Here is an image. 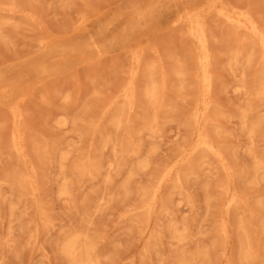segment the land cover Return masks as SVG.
Here are the masks:
<instances>
[{"label":"rangeland","instance_id":"rangeland-1","mask_svg":"<svg viewBox=\"0 0 264 264\" xmlns=\"http://www.w3.org/2000/svg\"><path fill=\"white\" fill-rule=\"evenodd\" d=\"M205 1L0 0V176L4 174V178L0 177V264H66L60 244L72 234L82 235L92 244L98 264H174L180 253L188 256L197 252L208 254L201 264H240V219L251 222L248 231L259 255L258 264H264V210L257 205V200H264V184L251 187L246 182L252 172L249 152L264 156V123L250 144L240 120L241 114L252 108L247 123L264 122V99L260 102L256 97L264 62L260 48L255 47H259L258 41L240 29L235 20L229 21L220 14L227 13L236 20L238 14H248L263 33L264 0H218L210 11L204 6ZM189 5L204 16L206 34L209 39L214 37L209 40V47L216 44L210 50L213 56L215 53L214 60L211 58V66L213 61L215 65L213 84L218 86L213 85L211 113H207L211 121L204 127L211 143L216 148L220 146L218 149L226 156L225 165L231 176L229 189L240 198L228 214L220 188L225 185V171L206 152L193 150L197 128L201 126L194 119L198 111V56L187 27L171 25L176 14ZM240 35L246 37L239 39ZM220 42L224 46H218ZM183 44L187 45L186 50ZM241 45L251 55V61L247 63L244 56L245 62L240 60L236 66L230 59L231 52L233 46ZM180 48L184 50L181 53ZM177 50L182 55L177 56ZM136 53L140 65L135 63ZM178 64L186 67L179 70L188 69L185 71L192 75L183 72L182 78L177 77L176 69L184 67ZM163 70L167 72L166 85L170 90L164 86L169 93L164 92L165 99L155 110L144 91L148 78L155 80L160 74L165 75ZM133 71L138 73L136 82L140 80L142 86H136L139 103L136 99L134 109L127 111L123 96ZM120 84L125 86L118 88ZM104 103L109 105L104 108ZM15 106L23 124L22 134L26 133V144L24 135L22 142L24 159L14 149ZM119 112L121 121L125 120L122 131L109 125ZM154 115L156 121L149 131L144 121ZM129 135L133 146H139L137 155L124 146ZM88 160L98 163V173L77 177L74 166ZM141 161L148 162L147 166L139 167ZM202 161L206 164H200ZM29 163L35 164L34 169ZM169 168L172 178L179 174L180 185L170 181L156 192L159 177ZM64 180L70 184L66 197L59 195ZM125 184L126 192L122 190ZM147 205L151 206L149 216L144 208ZM223 223L227 240L220 233ZM172 224L177 229L186 228L182 243L172 239Z\"/></svg>","mask_w":264,"mask_h":264},{"label":"bare ground","instance_id":"bare-ground-1","mask_svg":"<svg viewBox=\"0 0 264 264\" xmlns=\"http://www.w3.org/2000/svg\"><path fill=\"white\" fill-rule=\"evenodd\" d=\"M5 1V0H4ZM217 1L218 0H207V1H205V3H204V6L207 8V10L208 11H210L211 9H213V7L215 6V4L217 3ZM1 3V2H0ZM6 3V2H5ZM10 4V3H9ZM3 5H5V6H7L6 4H4V2H3ZM229 5V4H228ZM2 6V5H1ZM12 6V4L9 6V7H11ZM231 6V5H230ZM8 7V6H7ZM14 7H15V3H14ZM232 7V6H231ZM16 8V7H15ZM8 9V8H7ZM89 9V8H88ZM15 10V9H14ZM87 10V9H86ZM91 10V9H90ZM89 10V11H90ZM220 10H221V8H220ZM99 11V10H98ZM236 11V10H235ZM242 11V10H241ZM245 11H248V10H245ZM5 12V11H4ZM97 12V11H96ZM214 12H216V11H214ZM84 13V12H83ZM95 13V12H94ZM93 13V14H94ZM92 14V15H93ZM213 14H217V13H213ZM213 14H210V17H211V15H213ZM222 16H224L223 18H225V19H227V20H229V21H236V23H237V25L240 27V29L241 28H243V29H245L246 31H248L257 41H258V45H259V47L256 45H253V46H255V47H257V48H260V51H261V57H262V59H263V62H264V32L262 33V31H259V29L257 28V26H256V24H255V22L253 21V19L248 15V14H238L237 15V20L235 19V18H233V17H230L229 15H227V13H223V12H221L220 13ZM84 15V14H83ZM83 15H81V16H83ZM89 15H91V14H89ZM97 15V14H96ZM204 15V14H203ZM85 16V15H84ZM84 16H83V18H84ZM203 18H204V16L202 17L201 16V11L200 10H194V8L192 7V6H187V7H185V8H183V9H181L177 14H176V16L173 18V20H172V22H171V25L174 27V28H176V26L177 25H185L186 27H187V30L186 31H188L187 32V34L189 35V37L193 40V42L195 43V45H196V52H197V56H198V62H197V66H198V69H199V73H198V75H197V77H195V78H197V86H198V89H199V94H198V99H197V106H198V111L195 113V115H194V119H195V121H197V123H201V126H199V128H197L198 130H197V133H196V138H195V144H194V147H193V150L194 149H200V150H202V151H204V152H206L207 154H208V156H210L211 158H213L215 161H217V163L222 167V169L225 171V173H226V180H225V182H224V184L225 185H221L220 186V188L222 189V193H223V199H222V203L224 204V209H225V213H227L228 214V211L231 209V208H233V207H236L237 205H238V203H239V196L238 195H236V193H234V192H232L230 189H229V182H230V178H231V176H230V174H229V168H227L226 167V165H225V157H224V155L222 154V152L218 149L219 147H215L212 143H211V141H210V139H209V136H208V134H207V132H206V130H205V127H204V124H206L207 125V123L206 122H208V120H210L211 118H208V116L207 115H209L210 116V113H211V111L209 110L210 109V105L212 104L211 103V98L213 97H211V93H213L212 91H214L213 90V85H216L217 83H214L213 84V75H212V71H213V69H214V66L215 65H213L214 64V61H213V64H212V66H211V58L213 59L214 57H215V53H214V56L212 55V53H211V50H210V48H212V47H209V40H212L213 41V39H214V37H213V32L211 31L210 33L212 34V37H213V39H209L210 37L209 36H207L208 35V33L206 34V31H205V26H204V23H203ZM81 19H82V17H81ZM128 19V18H127ZM80 20V19H79ZM83 20V19H82ZM81 21V20H80ZM225 22H227V21H225ZM209 24V23H208ZM1 25V24H0ZM176 25V26H175ZM228 25V24H227ZM229 26V25H228ZM232 26V25H231ZM238 26H237V29H238ZM178 27V26H177ZM182 27V26H181ZM259 27V26H258ZM71 28H73V27H71ZM236 28V27H235ZM234 28V29H235ZM228 30H230L229 28H227ZM237 29H235L236 30V32H238L237 31ZM182 30H183V28H182ZM185 30V29H184ZM235 30H233V31H235ZM261 30V29H260ZM172 31V30H171ZM185 31V32H186ZM210 31V30H209ZM264 31V30H263ZM184 33V32H183ZM209 33V34H210ZM221 33H222V31H221ZM220 33V35H222ZM244 33V32H243ZM242 33V34H243ZM2 34V33H1ZM245 34V33H244ZM226 35H228V34H226ZM235 35V34H234ZM229 36V35H228ZM144 37V36H143ZM143 37H141L142 39H143ZM183 37V36H182ZM188 37V36H187ZM209 37V38H208ZM234 37H237V35L236 36H234ZM245 38L246 36H241L240 35V37H239V39L240 38ZM140 38V39H141ZM145 38H146V36H145ZM189 38V39H190ZM223 38V37H222ZM226 38H228V37H226ZM230 38V37H229ZM250 40L252 39V38H250V37H248ZM248 38H246V40H248L249 41V39ZM140 39L138 38V40L140 41ZM182 39V38H181ZM215 39H216V37H215ZM232 39H234L233 38V36H232ZM232 39H231V43L232 42H234V41H239L237 38L236 39H234V41H232ZM243 39H242V41H243ZM137 40V39H136ZM138 40H137V44H138ZM183 40H184V37H183ZM182 40V41H183ZM223 40H225V39H223ZM39 41V40H38ZM37 41V42H38ZM46 41V40H45ZM181 41V42H182ZM211 41V42H212ZM216 41H218V40H216ZM216 41H215V43H216ZM236 41V42H237ZM242 41H241V43H242ZM41 41H39V43H40ZM180 42V43H181ZM186 42H188V39H187V41ZM223 42V41H222ZM222 42H220L219 44H218V46L219 45H223V44H221ZM247 42V41H246ZM250 42V41H249ZM38 43V44H39ZM134 43H136L135 41H134ZM225 43V42H224ZM229 43V42H228ZM228 43H227V46L226 47H228L229 45H228ZM244 43V42H243ZM242 43V44H243ZM248 43V42H247ZM255 43V42H254ZM136 44V45H137ZM182 44V43H181ZM181 44H179L178 43V45H180L181 46ZM234 45H235V43H233ZM237 44H239L240 45V41H239V43H237ZM245 44V43H244ZM249 44V43H248ZM251 44H253V43H251ZM147 45V44H146ZM172 45H174V44H170V46H172ZM176 46L177 48L178 47H180V46ZM184 45V44H183ZM182 45V46H183ZM210 45H212V44H210ZM39 46V45H38ZM175 46V45H174ZM187 46V45H186ZM185 45L183 46V47H185L184 49L186 50V47ZM215 46H216V44H215ZM215 46H214V48H215ZM224 46V45H223ZM244 46V45H243ZM249 46H250V44H249ZM248 46V47H249ZM40 47V46H39ZM139 47H141V46H139ZM139 47H137V49H135V50H137L138 51V49H139ZM152 47H154V46H152ZM175 47V48H176ZM231 47V46H230ZM234 47V49L232 50V52H231V54H232V56H231V60L233 61V63H234V65H236V64H240V63H238V62H240V60H242L243 61V59H244V56H247L244 60H246L247 61V63H249L251 60H250V57H251V55L249 54V53H246V52H248V51H246V50H244L243 49V47H242V45L241 46H237V47H235V46H233ZM244 47H246V46H244ZM247 47V48H248ZM251 47V46H250ZM149 48H151V47H149ZM174 48V47H173ZM191 48V47H190ZM219 48V47H218ZM218 48H216V50L218 49ZM225 48V47H224ZM223 48V49H224ZM246 48V49H247ZM252 48V47H251ZM256 48V49H257ZM152 49V48H151ZM167 49H169V48H167ZM179 49V48H178ZM181 50H180V53L182 52V51H184V50H182V48H180ZM213 49V48H212ZM227 49V48H226ZM155 50H156V48H155ZM253 50H255L254 49V47H253ZM169 51H172V50H169ZM168 51V52H169ZM189 51V50H188ZM230 51V50H229ZM259 51V50H258ZM257 51V52H258ZM134 52V51H133ZM136 52V51H135ZM134 52V53H135ZM154 52V51H153ZM165 52H166V50H165ZM168 52H167V54H164V55H168ZM173 52H176V51H174V49H173ZM172 52V53H173ZM213 52V51H212ZM220 52V51H219ZM132 53V52H131ZM130 53V54H131ZM149 53H151V52H149ZM179 53V54H180ZM230 53V52H229ZM179 54H178V50H177V56H179ZM183 54H184V52H183ZM186 54V53H185ZM144 55V54H143ZM180 55H182V54H180ZM188 55H189V53H188ZM218 55H219V53H218ZM256 55V54H255ZM254 55V56H255ZM131 56H132V54H131ZM141 56V55H140ZM151 56H153L154 57V55H151ZM160 56V55H159ZM171 56V55H170ZM194 56V55H193ZM224 56V55H223ZM223 56L222 57H220V58H223ZM229 56V55H228ZM227 56V57H228ZM258 56V55H257ZM134 57H135V63L136 64H139V60H140V57H139V55L136 53L135 55H134ZM174 57V56H173ZM182 57V56H181ZM185 57L187 58L188 56L187 55H185ZM175 58V57H174ZM173 58V60H175L176 61V59H174ZM229 58V57H228ZM255 59L256 58H258V57H254ZM130 59H131V57H130ZM159 59V58H158ZM166 59V58H165ZM184 59V58H183ZM187 59H189V57L187 58ZM216 59V58H215ZM224 59V58H223ZM252 59V58H251ZM255 59H253V60H255ZM164 59L162 58V61H163ZM167 60V59H166ZM180 60H182V59H180ZM214 60V59H213ZM219 60V59H218ZM226 60V59H225ZM258 60V59H257ZM130 61H132V60H130ZM141 61H142V59H141ZM160 61H161V59H160ZM171 61H172V59H171ZM178 61V63L180 62L179 60H177ZM176 61V62H177ZM192 61V60H191ZM152 63H153V61H151ZM151 62H150V64H151ZM164 63L165 62H167V61H163ZM215 62H217V61H215ZM219 62V61H218ZM231 62V61H230ZM245 61H243V63H244ZM131 64H132V62H130ZM142 63V62H141ZM157 63V62H156ZM186 63V62H185ZM191 63H193V62H191ZM242 63V64H243ZM255 63H256V61H255ZM136 64H135V67H136ZM154 64H155V62H154ZM187 64V63H186ZM194 64V63H193ZM216 64V63H215ZM218 64V63H217ZM242 64H241V66H242ZM140 65V64H139ZM142 65H144V64H142ZM141 65V66H142ZM147 65H148V63H147ZM159 64H157L156 66H158ZM169 65H171V62H169L168 64H167V66H169ZM176 65V64H175ZM175 65H172V66H175ZM179 65V64H178ZM181 65H183V64H181ZM181 65H179V66H181ZM189 65V64H188ZM187 65V68H189L190 66H188ZM191 65V64H190ZM196 65V64H195ZM194 65V66H195ZM252 65H254V62H253V64ZM131 67H132V65H130ZM140 66V67H141ZM163 66H165V65H163ZM163 66H161V67H163ZM178 66V67H179ZM184 66V65H183ZM196 66V67H197ZM237 66V65H236ZM261 66V65H260ZM137 67H139L138 65H137ZM170 67V68H169ZM169 67H166V69L167 68H169V69H171V66H169ZM176 68H177V66H175ZM193 67V66H192ZM231 67V66H230ZM254 67V66H253ZM182 68H186L185 66L184 67H180V68H177L176 69V73H175V75L177 76V77H180V78H182L183 77V72H186V71H188V69L185 71H181V70H179V69H182ZM191 68V67H190ZM213 68V69H212ZM252 68V67H251ZM257 68V67H256ZM155 69H156V67H155ZM157 69H160V67H157ZM163 69H165V68H163ZM193 69V68H192ZM237 69V68H236ZM249 69V68H248ZM132 70V69H131ZM136 70H137V68H136ZM138 70H139V68H138ZM153 70H154V68H153ZM153 70H151V71H153ZM162 70V69H161ZM174 70V69H173ZM194 70V69H193ZM196 70V69H195ZM128 71H130V69L128 70ZM144 71H146L145 69H144ZM159 71L160 70H158V73H159ZM164 71V70H163ZM166 71V70H165ZM164 71V72H165ZM168 71V70H167ZM246 71V70H245ZM244 71V74H246V72ZM259 71V70H258ZM143 72V71H142ZM168 72H171L170 70L168 71ZM213 72H215V71H213ZM241 72V71H240ZM137 73V72H136ZM167 72H165V75H163V74H160L161 75V77L159 76V78H158V81L156 80H154L153 79V77L152 76H150L149 78H148V81H147V86H146V88H145V91H144V95H145V97L146 98H148L149 100H151V106L156 110V108L159 106L160 107V101L161 100H163V99H165V98H163V94H164V92H165V88H164V86H167L166 85V74ZM190 72H186V74L188 75ZM192 73H193V71H192ZM127 74H128V72H127ZM126 74V75H127ZM143 74V73H142ZM141 74V75H142ZM156 74V73H155ZM171 73H169V75H170ZM185 74V75H186ZM191 74V73H190ZM214 74V73H213ZM137 75H138V73H137ZM136 74H135V71H133V73H131V75H130V78H129V83H127V85H128V88L125 90V93H124V106H123V108H124V110H127V111H131L132 110V108L134 109V105H136L135 104V101H137L138 100V103H139V99H137L138 97H137V94H138V88L136 89V86L140 83V85H141V81L139 82V81H137L136 82V76H137ZM192 75V74H191ZM216 75V74H215ZM143 76V75H142ZM144 76H145V74H144ZM158 76V75H157ZM170 76H172V74L170 75ZM190 76V75H189ZM188 76V77H189ZM217 76V75H216ZM126 78L128 77V75L127 76H125ZM185 77V76H184ZM187 77V76H186ZM246 77V76H245ZM261 77H262V80H261V84L259 85V87L256 89V97L260 100V102L262 101V99H264V69H263V71H262V74H261ZM126 78H124L123 80H125ZM194 78V77H193ZM218 78V77H217ZM141 79H143V77H141ZM160 79V80H159ZM168 79V78H167ZM170 79V78H169ZM169 79H168V81H169ZM254 79H255V77H254ZM253 79V80H254ZM145 80H147V79H145ZM184 80H186L185 78H184ZM217 80V79H216ZM125 81H127V80H125ZM125 81H124V83H125ZM171 81V80H170ZM214 81H215V79H214ZM143 82V81H142ZM174 82V84L176 83V85H177V81L175 82V81H173ZM179 82H180V80H179ZM184 82V81H183ZM186 82H189L188 80L186 81ZM216 82V81H215ZM123 83V82H122ZM123 83V84H124ZM138 83V84H137ZM172 83V82H171ZM223 83V82H222ZM221 83V84H222ZM144 84V83H143ZM174 84H172V85H174ZM140 85H138L139 86V88L142 86H140ZM175 85V86H176ZM182 85V84H181ZM220 85V84H219ZM253 85V84H252ZM121 86H123L122 84H120L119 85V87L118 88H120ZM125 86V85H124ZM123 86V87H124ZM170 86H171V84H170ZM216 86H218V85H216ZM254 86V85H253ZM174 87V86H173ZM178 88V86L176 87V89ZM185 88V87H184ZM253 88V87H252ZM256 88V87H255ZM122 89V88H121ZM167 89H169L170 90V88H169V85L167 86ZM167 89H166V91H167ZM181 89H183V88H181ZM180 89V90H181ZM215 89V88H214ZM137 90V91H136ZM140 90V89H139ZM175 90V89H174ZM174 90H172V91H174ZM185 90V89H184ZM183 90V91H184ZM188 90V89H187ZM117 91H120L119 89L117 90ZM168 93H169V91H167ZM167 92H165V93H167ZM175 92V91H174ZM187 92V91H186ZM190 92H192V91H190ZM119 93V92H118ZM118 93H117V95H118ZM173 93V92H172ZM174 94V93H173ZM172 94V95H173ZM166 95H169V94H165V96ZM191 95V94H190ZM116 96V95H115ZM139 97H140V95H138ZM170 96H171V94H170ZM120 97H122V95L120 96ZM168 97V96H167ZM166 97V98H167ZM190 97V96H189ZM192 97V96H191ZM169 98V97H168ZM171 98V97H170ZM112 99H114V97L112 98ZM137 99V100H136ZM141 99V98H140ZM21 100V99H20ZM169 100H171V99H169ZM173 100V99H172ZM110 101V100H109ZM109 101H107L108 103H110ZM167 101V100H166ZM166 101L164 102V104L166 103ZM213 101V100H212ZM119 102V101H118ZM142 102V101H141ZM169 102V101H168ZM120 103V102H119ZM143 103H145V102H143ZM16 104H17V102H16ZM111 104V103H110ZM116 104V103H115ZM140 104H142V103H140ZM139 104V105H140ZM149 104H150V102H149ZM105 105L107 106V105H109V104H103V106L102 107H104L105 108ZM113 105V104H112ZM216 105V103H214V107H217V106H215ZM146 106V105H145ZM164 106V105H163ZM162 106V107H163ZM250 106V105H249ZM168 107V106H167ZM192 107V106H191ZM112 108V107H111ZM110 108V109H111ZM152 108V109H153ZM100 110V109H99ZM137 110V109H136ZM123 111V110H122ZM147 111V110H146ZM208 111H210V113L209 114H207L208 113ZM220 111V110H219ZM221 111H223V110H221ZM251 111H252V108L251 109H249V110H247L246 112H244V113H242L241 114V117H240V120H241V123H242V128H243V130H244V133H245V135H246V137H247V140L249 141V143L250 144H252L253 142H254V140H255V137H256V135L258 134V132H259V128L261 127V125L264 123L263 122V120H258L256 123H254V124H251L250 125V123L248 124L247 123V117H248V115H249V113H251ZM102 112V110H100V113ZM111 111H109V113H110ZM133 112V111H132ZM179 112V111H178ZM99 113V114H100ZM137 113V112H136ZM139 113V112H138ZM137 113V114H138ZM151 113V112H150ZM140 114V113H139ZM138 114V115H139ZM154 114V113H153ZM158 114V113H157ZM108 114H106V116H107ZM110 115V114H109ZM112 115V114H111ZM114 115V114H113ZM121 115H122V112H119V113H117L116 115H114L113 117H112V119L110 120L109 118V120H110V122H109V125L113 128V129H115V130H119V129H121L122 127H123V125L125 124V120H123V118H122V120H123V122H124V124H123V122L121 121ZM142 115V114H141ZM161 115H162V113H161ZM254 115V114H253ZM12 119H13V122H14V127H13V129H15V131H16V135H15V141H14V149H15V151L18 153V156H20L21 157V159L23 158H25L26 156H25V153H24V146H23V135L25 136L26 135V133L25 134H22V129H21V125L23 126V124H21V122H20V113H19V111H18V109H17V107L15 106V108H14V110L12 111ZM100 116V115H99ZM190 116V115H189ZM193 116V115H192ZM251 116V115H250ZM96 117H98V115L96 116ZM156 117H157V115H154L153 117H152V119L151 120H148V121H144V127L146 128V129H148L149 131H152V129H151V126H152V124L156 121ZM158 117H160V116H158ZM211 117V116H210ZM249 118V117H248ZM98 119V118H97ZM107 119V118H106ZM252 119V118H251ZM99 120H100V118H99ZM103 120H104V118H103ZM103 120H101V122L103 121ZM129 120V119H128ZM98 121V120H97ZM211 121V120H210ZM219 121V120H218ZM108 122V121H107ZM129 122V121H128ZM158 122V121H157ZM96 123V122H95ZM103 124L105 123V122H102ZM132 123V122H131ZM102 124V125H103ZM134 124V123H133ZM138 124V123H137ZM209 124V123H208ZM218 124V123H217ZM222 124V123H221ZM100 125V124H99ZM128 125V124H127ZM135 125V124H134ZM12 126H13V124H12ZM129 126V125H128ZM94 126H92V128H93ZM221 127H222V125H221ZM208 128V127H207ZM206 128V129H207ZM224 128V127H223ZM10 129H12L11 127H10ZM100 129V128H99ZM102 129H103V127H102ZM106 129V128H105ZM112 129V130H113ZM106 130H108V129H106ZM208 130V129H207ZM98 131V130H97ZM121 131H122V129H121ZM120 131V132H121ZM124 131V130H123ZM24 132V131H23ZM89 132H90V130H89ZM101 132V131H100ZM106 132V131H105ZM84 133V132H83ZM123 133V132H122ZM126 133H127V131H126ZM189 133H191V132H189ZM11 134V133H10ZM85 134V133H84ZM86 134H89L88 132H86ZM124 134V133H123ZM97 135V134H96ZM116 135V134H115ZM119 135V134H118ZM88 136H91V134L90 135H88ZM87 136V137H88ZM104 136H105V134H104ZM120 136V135H119ZM124 136V135H123ZM92 137H93V135H92ZM223 137V136H222ZM222 137H220V138H222ZM25 138V143L24 144H26V141H27V139H26V136L24 137ZM82 138H84V137H82ZM91 138V137H90ZM105 138V137H104ZM103 138V139H104ZM123 138V137H122ZM131 135H129L128 137H127V143L124 145L126 148H128L129 149V151L131 152V153H133L134 155H137L138 154V147L137 146H133V144L131 143ZM212 139H213V137H211ZM93 139H95L96 140V138L94 137ZM92 139V140H93ZM83 140V139H82ZM98 140V139H97ZM96 140V141H97ZM104 140H106V139H104ZM121 140V139H120ZM119 140V141H120ZM187 140H188V138H187ZM223 140V139H222ZM11 141V140H10ZM56 140H52V142H55ZM96 141H94V142H96ZM100 141H102L101 140V138H100ZM37 142V141H36ZM41 142V141H40ZM40 142H39V144H40ZM121 142V141H120ZM120 142H118V143H120ZM244 142V141H243ZM262 142V141H261ZM56 143V142H55ZM54 143V144H55ZM98 143V142H97ZM217 143V142H216ZM222 143V142H221ZM246 143V142H245ZM53 143H52V145H54ZM59 144V143H58ZM114 144V143H113ZM116 144H117V142H116ZM122 144V143H121ZM120 144V145H121ZM191 144V143H190ZM52 145H51V147H52ZM62 145V144H61ZM92 145V144H91ZM118 145V144H117ZM116 145V146H117ZM120 145H119V147H120ZM94 146V145H93ZM95 146H96V144H95ZM123 146V145H122ZM143 146V145H142ZM224 146V145H223ZM10 147V146H9ZM47 147V146H46ZM50 147V148H51ZM26 148V147H25ZM54 148V147H53ZM53 148H51V150L53 149ZM98 148V147H97ZM96 148V149H97ZM147 148V147H146ZM10 149V148H9ZM57 149V148H56ZM92 149V148H91ZM95 149V150H96ZM248 149V148H247ZM39 150V149H38ZM37 150V151H38ZM47 150H48V148H47ZM65 150V149H64ZM63 150V151H64ZM93 150V149H92ZM142 150H144V149H142ZM10 151V150H9ZM27 151V150H26ZM59 151V150H58ZM98 151V150H97ZM115 151H117V150H115ZM47 152H49V150L47 151ZM51 152V151H50ZM53 152H55V150L53 151ZM52 152V153H53ZM144 152V151H143ZM198 152V151H197ZM91 153H92V151H91ZM199 153V152H198ZM250 153V155H251V158H252V172H251V174L249 175V177H247V183L251 186V187H254L255 185H257V184H259V183H263L264 184V156H262V157H260V156H258L254 151H250L249 152ZM122 154V153H121ZM50 155H51V153H50ZM53 155V154H52ZM86 155V154H85ZM90 155V154H89ZM193 155H195V154H193ZM27 156H30V155H27ZM97 157H98V155H96ZM192 156V155H191ZM19 157V158H20ZM54 157V156H53ZM64 157V156H63ZM210 157H208V158H210ZM15 158V157H14ZM51 158V157H50ZM54 158H56V157H54ZM95 158V157H94ZM175 158H176V156H175ZM174 158V159H175ZM53 159V158H52ZM135 159V158H134ZM191 159V158H190ZM247 159H249V158H247ZM30 160H31V158H30ZM50 160V159H49ZM57 160V159H56ZM55 160V161H56ZM80 160V159H79ZM81 160H82V158H81ZM84 160V159H83ZM51 161V160H50ZM76 161V160H75ZM150 161V160H149ZM192 161V160H191ZM210 161V160H209ZM33 162V161H32ZM77 162V161H76ZM79 162V161H78ZM16 163V162H15ZM215 163V162H214ZM20 164V163H19ZM23 164V163H22ZM30 164V163H29ZM129 164V163H128ZM147 164H148V162H146V161H141V162H139V167H145V166H147ZM200 164H206V162L205 161H202ZM33 168L32 169H34V167H35V164H30ZM113 165V164H112ZM216 165V164H215ZM233 166V165H232ZM46 167H47V165H46ZM100 167V166H99ZM99 167H98V163L95 161V160H88V161H86L84 164H80V165H75L74 166V168H73V173L78 177V176H85V175H88V176H93V175H95V174H97L98 173V170H99ZM231 167V166H230ZM23 169V168H22ZM37 169L35 168V171H36ZM187 170V169H186ZM34 171V170H33ZM178 171V170H177ZM37 172V171H36ZM11 173V172H10ZM34 173V172H33ZM235 173V172H234ZM22 174V173H21ZM24 174V173H23ZM7 175H9V174H7ZM19 175V174H18ZM68 175V174H67ZM157 175V174H156ZM175 175V174H174ZM179 175V174H178ZM178 175H175V177L174 178H172V168H169V169H167L165 172H163L162 174H161V176L159 177V179H158V185H157V190H156V192L163 186V185H166L168 182H170V181H172L173 183H174V185H176V186H179L180 185V183H181V178H180V176H178ZM222 175V174H221ZM2 176V175H1ZM0 176V177H1ZM83 176V178H85ZM128 177H127V179H129V177L131 176V174L129 173L128 175H127ZM235 176H236V174H235ZM3 178H4V174H3V176H2ZM1 177V178H2ZM34 177H35V175H34ZM0 178V179H1ZM8 178H10V177H8ZM11 179V178H10ZM18 179V178H17ZM17 179H15V180H17ZM36 179V178H35ZM7 181H9V180H7ZM7 181H3V182H6V183H8ZM14 181V179L12 180V182ZM16 182V181H15ZM14 182V183H15ZM13 183V184H14ZM36 183V182H35ZM29 184V183H28ZM75 184V183H74ZM15 185V184H14ZM13 185V186H14ZM29 186V185H28ZM58 186V185H57ZM69 186H70V184H69V182L67 181V180H64V182H63V184H62V186H61V188H60V190H59V195L60 196H64V197H66V196H68L69 195ZM106 187V186H105ZM213 187V186H212ZM28 188V187H27ZM73 188V187H72ZM37 189V188H36ZM122 190L123 191H125L126 192V190H127V186H126V184L125 185H123L122 186ZM236 190V189H235ZM31 191H32V189H31ZM37 191V190H36ZM210 191V190H209ZM22 194V193H21ZM32 194V193H31ZM237 194H238V192H237ZM73 195V194H72ZM102 196V195H101ZM72 198H74V197H72ZM102 198V197H101ZM154 199V198H153ZM152 199V200H153ZM72 200V199H71ZM74 200V199H73ZM88 200V199H87ZM243 200V199H242ZM244 201V200H243ZM161 203V202H160ZM215 203H217V202H215ZM221 203V202H220ZM164 204V203H163ZM257 205H258V207L260 208V209H262V210H264V200H262V199H259V200H257ZM165 206V205H164ZM86 207V206H85ZM221 207V206H220ZM91 208V207H90ZM145 208V211H146V214H147V216H149L150 215V213H151V206L150 205H147V206H145L144 207ZM221 213V212H220ZM234 213V212H233ZM230 214V213H229ZM223 216V215H222ZM231 217V216H230ZM255 217V216H254ZM253 217V218H254ZM223 218V217H222ZM251 225V222L250 221H248V222H245L244 220H239V223H238V231H239V235H240V240H239V242H240V248H241V251H240V256H239V261H240V264H258L259 263V255L257 254V250L255 249V246H254V244H253V242H252V235L249 233V231H248V229H249V226ZM260 227V226H259ZM170 228H171V231H172V239L175 241V242H177V243H182L183 241H185L186 240V228L184 227V226H182L181 227V229H177L173 224L170 226ZM226 224H221V227H220V233H221V236L223 237V239H225V240H227L226 238H227V233H226ZM78 230V229H77ZM192 236V235H191ZM191 238V237H190ZM260 244V243H259ZM183 246V245H182ZM60 253H61V255H62V257L64 258V260H65V262H66V264H98V262H97V259H96V257H95V255H94V249H93V247H92V244L89 242V241H86V239L85 238H83L82 237V235H79V234H72V235H70L66 240H64V242H62L61 244H60ZM207 258H208V254L207 253H204V252H197L196 254H194V255H182L181 253H180V255H178V257H177V259H176V261H175V263L174 264H201L200 262H202V261H205V260H207Z\"/></svg>","mask_w":264,"mask_h":264}]
</instances>
